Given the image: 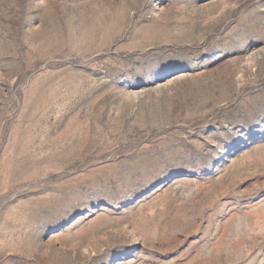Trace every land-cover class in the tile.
Segmentation results:
<instances>
[{
    "label": "rangeland",
    "instance_id": "obj_1",
    "mask_svg": "<svg viewBox=\"0 0 264 264\" xmlns=\"http://www.w3.org/2000/svg\"><path fill=\"white\" fill-rule=\"evenodd\" d=\"M0 264H264V0H0Z\"/></svg>",
    "mask_w": 264,
    "mask_h": 264
}]
</instances>
